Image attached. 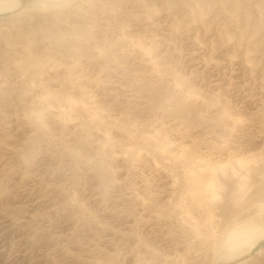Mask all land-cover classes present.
<instances>
[{
    "label": "rangeland",
    "instance_id": "374dc122",
    "mask_svg": "<svg viewBox=\"0 0 264 264\" xmlns=\"http://www.w3.org/2000/svg\"><path fill=\"white\" fill-rule=\"evenodd\" d=\"M9 15L0 264H210L208 230L261 215L264 0Z\"/></svg>",
    "mask_w": 264,
    "mask_h": 264
},
{
    "label": "bare ground",
    "instance_id": "6f19581e",
    "mask_svg": "<svg viewBox=\"0 0 264 264\" xmlns=\"http://www.w3.org/2000/svg\"><path fill=\"white\" fill-rule=\"evenodd\" d=\"M74 1L76 0H0V15L10 14L9 16H13L29 10L42 11L65 7ZM211 165L212 163L209 164V166ZM214 179L213 171L207 167L200 171L197 182L206 189L207 186H214ZM217 236L218 234L213 229L208 230V234L205 235V240L210 242V264H240L248 261L255 246L264 240V204L261 205L259 217H251L246 222L243 221L226 228L220 234L218 242ZM218 247L219 250H217ZM263 250L264 248L258 249L255 254H260Z\"/></svg>",
    "mask_w": 264,
    "mask_h": 264
},
{
    "label": "water",
    "instance_id": "95a60500",
    "mask_svg": "<svg viewBox=\"0 0 264 264\" xmlns=\"http://www.w3.org/2000/svg\"><path fill=\"white\" fill-rule=\"evenodd\" d=\"M5 15L7 14H1L0 17ZM263 248H264V240L261 241L259 244H257V246H255V248L251 252V256H253L258 249H263Z\"/></svg>",
    "mask_w": 264,
    "mask_h": 264
},
{
    "label": "crops",
    "instance_id": "0c3cea01",
    "mask_svg": "<svg viewBox=\"0 0 264 264\" xmlns=\"http://www.w3.org/2000/svg\"><path fill=\"white\" fill-rule=\"evenodd\" d=\"M255 259H256V255H253V257L251 256V258H249L248 261L246 260V261H244V263L241 262L240 264H253V263H249V262H252ZM255 264H258V263H255ZM259 264H264V261L263 262H260Z\"/></svg>",
    "mask_w": 264,
    "mask_h": 264
}]
</instances>
